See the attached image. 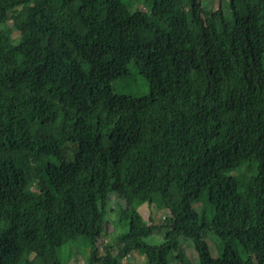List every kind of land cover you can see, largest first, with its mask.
Listing matches in <instances>:
<instances>
[{"label":"trees","instance_id":"1","mask_svg":"<svg viewBox=\"0 0 264 264\" xmlns=\"http://www.w3.org/2000/svg\"><path fill=\"white\" fill-rule=\"evenodd\" d=\"M132 3L0 0V264H264V0Z\"/></svg>","mask_w":264,"mask_h":264},{"label":"rangeland","instance_id":"2","mask_svg":"<svg viewBox=\"0 0 264 264\" xmlns=\"http://www.w3.org/2000/svg\"><path fill=\"white\" fill-rule=\"evenodd\" d=\"M132 6L133 7H137V6H141L142 5V0H132ZM228 12V9L226 10ZM135 74V72H133ZM134 82H139L141 83L142 81V78L141 77H138L136 74L134 75V78H133ZM68 129H63L62 130V134H65V133H68ZM148 198L145 194L143 195H140L136 198H133V203L135 206H138L139 207V211L142 213L143 216H145V212H147L148 210V206L146 204ZM114 201H117L118 202V205L120 203V205L123 204V201L118 198H116V194H113L112 196V203L110 204L112 208L116 207ZM119 205V206H120ZM204 205L207 207V209H209V213L211 214L212 213V209L209 207L208 204H205ZM203 205V206H204ZM118 206V207H119ZM110 209V207H109ZM166 212H165V208L164 207H161L160 208V211L158 213L155 214V218H156V222H163L165 220V216H166ZM109 221H110V224H109V235H110V238L112 239V237L114 236V225L112 223L113 219H115V215L109 217ZM102 239L103 240H106V236L103 235L101 238H100V242H102ZM148 243L150 244H158L160 243L161 241V237L157 234L155 235H152L150 237H148V239L146 240ZM189 254V253H188ZM86 255L87 253L85 251H78L77 253V256L75 258H69V256L67 255V252L65 249L61 250L60 252V258L62 260V264H86ZM142 254H139L137 253L136 255H133V256H130L128 262H132V264H145L142 256ZM179 260L176 259L175 261V264H179Z\"/></svg>","mask_w":264,"mask_h":264}]
</instances>
